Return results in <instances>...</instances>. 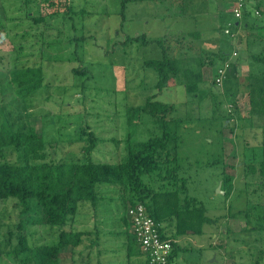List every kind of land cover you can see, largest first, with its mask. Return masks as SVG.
Wrapping results in <instances>:
<instances>
[{"label":"rangeland","instance_id":"obj_1","mask_svg":"<svg viewBox=\"0 0 264 264\" xmlns=\"http://www.w3.org/2000/svg\"><path fill=\"white\" fill-rule=\"evenodd\" d=\"M119 1L72 0L75 10L84 7L88 11L84 17L75 16L74 24L87 23L84 32L79 31V26L77 31H70L67 25L53 23L54 26L43 28V34L41 27L44 25L39 23L36 29L21 36L27 26V19L23 20L21 15L25 13L24 1L0 0V126L5 115L14 129L34 127L43 136L45 157L33 162L82 159L84 147L90 144L89 132L97 137L90 153L92 159L118 162L126 154L127 145L135 146L136 142L161 133L160 125L142 109L148 98L153 96L162 103L173 104V109L166 114L171 118L168 127L177 144L173 150L176 155L173 167H176L178 178L186 179V193L195 197L205 207L206 215L213 218L202 225L201 232L189 230L186 236H180V245L187 249L179 253L174 264H264V229L243 230L263 225L264 218L256 219L254 211L249 213L247 220L242 214L229 215L245 208L247 200L260 201L264 206V196L254 183L258 173L247 175L245 166L239 162L259 164L264 160V134L257 127L260 121L253 118L251 125L245 120L249 108L248 76L264 68L251 59L252 54H264V0H249V13L240 19L238 28L232 26L236 21L231 11L234 0H187L182 14L177 11L180 8L168 6L169 2L134 1L126 4V20H121L118 14ZM58 2L63 4L65 0ZM42 11H50V8L42 7ZM142 32L160 38L165 36L164 45L169 46V54L177 59L179 72L161 91L154 87L158 79L155 71L143 66L145 59L161 56L159 46L122 42L126 35ZM53 40L59 41L57 50L49 48L43 54L44 63L48 65L45 80L49 86L23 103L2 81L5 67L9 62L11 65L20 44H25L20 52L23 56L31 50L30 45L36 50L39 45L45 48ZM80 63L88 68L85 75L71 72V68ZM225 63L223 82L213 83L217 67ZM232 102L237 105L236 113ZM131 107L134 110L129 112ZM5 155L11 162L23 160L21 151L14 147L6 148ZM163 174L164 169H161L143 174L142 179L156 189L162 184L168 188L182 185L180 179L177 184H170L167 178L162 180ZM225 174L233 178L229 196L218 191L219 185L222 189ZM245 182L250 185L245 186ZM262 206L260 214L263 216ZM98 208L96 213L79 214L75 227L97 230L101 235L98 239L100 250L95 251V247L94 251L89 250L90 258L87 259V248L68 246L63 251L75 254L62 264L72 263V259L93 264H146L141 256L122 258L125 254L118 248L123 245L117 240L119 236L106 233L110 228L113 231L118 228L115 221L126 207H122L116 197ZM23 217L15 199L0 200V240L12 231L14 244L13 231ZM175 223V218L164 222L172 230ZM58 231L57 227L29 224L27 238L31 244L52 242ZM106 236L111 238L109 243L103 244ZM86 238L83 243L88 244ZM104 245L108 249H102ZM0 264L18 263L3 254Z\"/></svg>","mask_w":264,"mask_h":264},{"label":"trees","instance_id":"obj_2","mask_svg":"<svg viewBox=\"0 0 264 264\" xmlns=\"http://www.w3.org/2000/svg\"><path fill=\"white\" fill-rule=\"evenodd\" d=\"M23 1L24 4L22 5L25 13L21 15L24 17L23 20L27 19V26L23 28L21 36H26L32 28L36 29L39 23L44 25L41 30L54 26L55 23L67 25L70 31H77L80 27L79 31L84 32L87 27L85 26L87 23L82 25L74 24L75 16L84 17V14L88 13V11L84 7L78 11L75 10L72 0H65L63 4H59V0ZM134 1L148 0H120L118 14L121 20H126L127 18L125 13L126 4ZM149 1L160 4L169 2L168 6L180 8L177 11L181 14L185 13L184 10L187 7V0ZM30 4L29 10L31 11L28 10ZM59 5H63V8H59ZM45 6L50 8V11L43 12L42 7ZM256 7H259V5ZM248 13L246 9L243 11L241 18L233 16L236 21L232 23V26L238 28L240 19L244 18ZM23 20L20 24L23 23ZM45 29L42 30L43 34ZM57 33L60 34L58 30ZM74 34L76 35L75 39H78L77 34L75 32ZM37 37L42 39L41 35H37ZM79 38H85V36L79 35ZM164 38L165 36L160 38V36L156 37L142 32L139 35H126L122 41L124 44L141 42L145 45L156 43L159 46L161 50L159 58L145 59L143 61V66L153 69L157 74L158 79L154 86L157 91L167 88L170 78L172 76L176 77L179 72L177 59L169 54V46L164 45ZM27 40L29 41V39ZM67 43H69V40ZM58 44L59 41L53 40L47 43L45 48L39 45L36 50H33L30 45L31 50L29 49L27 54L24 52L23 56L20 52L23 51L25 44L19 45L11 65L10 62L8 66L6 65L2 79L12 89L16 99L24 103L27 98L34 96L39 90L49 86L45 80V68L48 65L44 63L43 54L49 48L57 50L56 46ZM75 44H78V42ZM67 59L68 61L71 60L70 58ZM251 59L258 64L264 65V54H252ZM82 67L80 63L72 67L71 72L75 75H85L88 68ZM248 77L249 89L247 94L249 108L248 116L245 120H248L252 125L253 118H257L260 121V126L257 125V127H260L262 129L261 133L264 134V68L259 73H250ZM233 104L236 106V113L238 112L237 105L235 102ZM173 107V104L167 105L155 100L153 96L148 98L142 109L148 111L160 125L161 133L156 136H150L144 141L136 142L135 146L127 145L126 154L118 162L94 161L92 159L90 153L97 142V137L93 132H89L87 135L90 144L84 147L85 153L82 159L60 162H33V160H42L45 157V140L43 136L38 134L34 127H27L26 130L14 129L13 124L4 115L5 121L0 126V156L2 158V161H0V200L15 199L19 212L24 217L17 223L16 230L13 231L16 237L14 244L11 240L12 231L7 233V237L2 236L0 240V256L5 254L10 257L11 261L18 264H62L68 256L70 258L75 254L74 251L71 253L63 251L64 248L70 246L72 249H77L78 247L81 249L87 248L85 257L89 259V249L99 244L98 239L101 238V235L97 230L77 229L75 227L77 215L78 213L87 214L86 212L88 211L96 213L101 203L112 202L117 197L120 200V205L124 208L128 203L134 205L140 202L145 205L146 210L155 222L160 224L162 237H170L173 240L171 251L164 264H174L179 253L187 249L182 248L180 245V236H186L189 230L192 233L201 232L202 225L213 221V218L206 215L205 207L195 197L186 193V179L184 177L178 178L176 167H173L175 163L172 162L176 158L173 150L177 144L174 133L168 127L171 118L166 116ZM133 110L134 108L131 107L129 112ZM8 147H14L21 151L23 160L21 162H11L5 159V150ZM239 162L245 166L247 175L258 173L259 177L254 183L257 190L260 189L261 195L264 196V160L260 161L259 164L257 163V168V164L254 161L248 163ZM161 169H164V174L160 176L163 178L162 180L169 179L168 182L170 184H177L180 183L178 181L180 179L182 185L168 188L166 184H162L156 189L150 183L143 181V174L160 171ZM222 184L224 195L229 196L234 185L233 178L225 174ZM247 185H250L249 182H245V186ZM257 190L254 191L256 192ZM109 193L113 195L109 196ZM247 201L245 208L238 209L229 215L237 216L242 214L247 220L249 213L254 211L253 213L257 214L256 219L264 218V214L263 216L260 214L262 211L260 210L262 206L260 201L256 203ZM262 204L264 205V201ZM262 207L264 209V206ZM171 218H175L176 223L174 232L168 235L162 224L170 221ZM123 221L126 227H129V231L126 228L125 242L120 248L118 247L119 249L125 248L126 254L122 258L129 259L132 255L144 257L145 255L137 246L134 234L131 232L130 223L125 217H123ZM29 224L57 227L59 231L52 242L31 244L27 238V226ZM73 227L76 229H73ZM263 229L264 223L263 225L256 224L246 227L243 230L250 232L251 230L261 231ZM85 237L89 241L88 244L83 243ZM98 255L99 252L97 253ZM144 261L146 264H150L145 257ZM67 264L93 263L82 262V260L77 262L72 259V263L67 262ZM95 264L103 263L96 262Z\"/></svg>","mask_w":264,"mask_h":264},{"label":"built area","instance_id":"obj_3","mask_svg":"<svg viewBox=\"0 0 264 264\" xmlns=\"http://www.w3.org/2000/svg\"><path fill=\"white\" fill-rule=\"evenodd\" d=\"M248 0H235L232 14L235 18H241L243 11L247 9ZM257 13V10H256ZM227 63L217 67L213 77L215 84H221L226 76ZM125 216L130 223L131 232L137 242V246L145 255L150 264H164L171 251L173 240L170 237H162L160 224L156 223L148 213L143 203L126 206Z\"/></svg>","mask_w":264,"mask_h":264},{"label":"crops","instance_id":"obj_4","mask_svg":"<svg viewBox=\"0 0 264 264\" xmlns=\"http://www.w3.org/2000/svg\"><path fill=\"white\" fill-rule=\"evenodd\" d=\"M201 1H203L204 2V0H201ZM256 1H258L259 2V0H256ZM248 2L250 3V1L248 0ZM209 4H210V2H209ZM211 141V140H210ZM124 211V210H123ZM79 214H81V213H78V215ZM77 215V216H78ZM109 217H112V216H109ZM119 217V219L118 220H116L115 222H116V224H117V226H116V230H114L113 231V229L112 228H110V229H112V230H108L106 233H107V235H108V232H111L110 234H112V235H114V237H117V236H119V242L121 243V244H124V242H125V237H124V235H125V231H126V228H127V230H129V227H126V224H125V220L123 221V217H125L126 218V216H125V212L122 214V215H120V216H118ZM113 218V217H112ZM111 219V218H110ZM114 219V218H113ZM126 220H127V218H126ZM121 221V223L119 224V222ZM128 221V220H127ZM129 222V221H128ZM168 224V223H167ZM163 226H164V229H165V231H166V233L168 234V235H170V234H172L173 232H174V230H172V227L170 226V225H168V228L166 227V225L163 223L162 224ZM121 226V227H120ZM120 228V229H119ZM80 230H84V229H80ZM106 233H105V235H106ZM111 238V237H110ZM109 237H107L106 239H104V242H103V244L104 243H109V241H108V239H110ZM116 239V238H115ZM99 243V242H98ZM94 247L96 248V250L95 251H98L99 250V244L98 245H95V246H93L91 249H89V250H92V251H94ZM104 248H106V246L104 245V247H102V249H104ZM120 248V247H119ZM106 249H108V248H106ZM122 251H124V254H126V251H125V248H122L121 249ZM111 251V250H110ZM106 264H108V262H106ZM113 264V263H112Z\"/></svg>","mask_w":264,"mask_h":264},{"label":"water","instance_id":"obj_5","mask_svg":"<svg viewBox=\"0 0 264 264\" xmlns=\"http://www.w3.org/2000/svg\"><path fill=\"white\" fill-rule=\"evenodd\" d=\"M218 191H220L221 193H224V191L220 188V185L218 187Z\"/></svg>","mask_w":264,"mask_h":264}]
</instances>
